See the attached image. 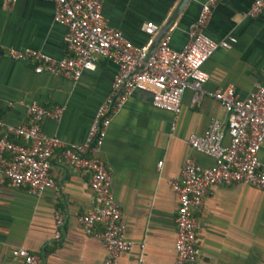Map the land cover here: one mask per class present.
<instances>
[{
	"label": "crops",
	"instance_id": "1",
	"mask_svg": "<svg viewBox=\"0 0 264 264\" xmlns=\"http://www.w3.org/2000/svg\"><path fill=\"white\" fill-rule=\"evenodd\" d=\"M179 0H102L101 15L134 47L151 45L142 33L147 23L162 26ZM204 0H188L166 32L168 46L178 51L187 27ZM251 0H218L203 33L213 41L231 37L229 49L215 50L202 64L206 93L230 85L244 98L264 77V7L246 16ZM64 28L52 20V0H0V122L26 124L25 108L34 103L45 109L62 107L56 120L44 119L40 130L67 145L83 142L97 106L109 93L115 67L97 59L92 71L78 80L35 74L30 61L9 59L5 50L29 49L54 60L66 55ZM191 91L180 98L171 129L170 113L151 106L145 92H132L106 127L96 157L110 178V192L120 210L123 236L131 243L116 264H172L177 201L167 181L178 177L185 158L200 167L210 158L192 151L189 134L200 135L211 118L224 120V109L205 96L191 104ZM23 145L19 139L10 138ZM224 136V142H226ZM264 163V144L257 153ZM160 166L156 168V164ZM54 190L32 194L10 188L0 176V264H19L9 256L23 248L42 264H102L100 243L80 230L76 218L91 202L87 175L66 166L55 150L49 159ZM53 212L61 225L55 228ZM196 258L193 264H264V191L242 184L212 185L193 212ZM58 236L54 237V233Z\"/></svg>",
	"mask_w": 264,
	"mask_h": 264
},
{
	"label": "built area",
	"instance_id": "2",
	"mask_svg": "<svg viewBox=\"0 0 264 264\" xmlns=\"http://www.w3.org/2000/svg\"><path fill=\"white\" fill-rule=\"evenodd\" d=\"M14 2V0H5ZM218 0H204L196 18L186 30V40L180 50L168 46L164 34L148 55L149 44L134 47L119 32L107 26L101 15L102 0H52V20L64 28L66 55L54 60L38 51L7 48L6 56L14 61H30L35 74H47L75 82L80 75L95 68L97 59L110 62L115 72L108 95L97 106L80 144L67 145L45 135L39 127L44 119L56 120L62 107L45 109L34 103L26 106V124L2 126L0 122V176L10 188L24 187L32 194L54 190L49 176V159L59 151L63 163L73 171L87 175L90 205L77 218L86 236L95 238L105 256L102 264H116L117 257L130 251L131 243L123 236L120 210L110 192V178L104 164L96 157L106 127L126 98L134 91L149 95L152 107L170 113L171 129L179 112L180 98L191 91V104L199 105L207 96L225 112L224 120L211 118L200 134L186 137L188 147L211 159L200 167L192 158H185L178 177L167 181L176 196L172 264H193L196 258L195 232L198 222L193 212L198 210L207 189L212 185L242 184L264 191V163L257 153L264 144V77L244 98L226 85L206 93L202 85L206 74L203 62L217 49H229L231 37L219 41L203 33L211 9ZM264 7V0H251L246 16L254 17ZM154 24H144L141 31L149 39L159 30ZM226 136V142H224ZM10 138L19 139L23 145ZM160 162L156 164V168ZM55 228L61 225L53 212ZM58 232L54 233V237ZM9 256L19 264H42L35 254L23 248H12ZM141 260L138 258L137 264Z\"/></svg>",
	"mask_w": 264,
	"mask_h": 264
},
{
	"label": "water",
	"instance_id": "3",
	"mask_svg": "<svg viewBox=\"0 0 264 264\" xmlns=\"http://www.w3.org/2000/svg\"><path fill=\"white\" fill-rule=\"evenodd\" d=\"M188 0H179L178 3L176 4L175 8L172 10L168 20L166 22H164V24H162V26H160L159 30L157 31V33L154 35L152 41H151V45L148 48V55L151 54V52L154 50L157 42L159 41V39L166 34L167 30L169 29V27L171 26L173 20L176 18V16L178 15V13L180 12V10L182 9V7L184 6V4L187 2Z\"/></svg>",
	"mask_w": 264,
	"mask_h": 264
}]
</instances>
